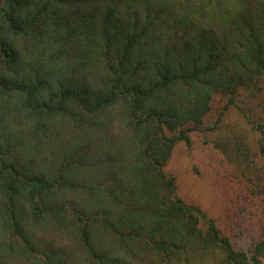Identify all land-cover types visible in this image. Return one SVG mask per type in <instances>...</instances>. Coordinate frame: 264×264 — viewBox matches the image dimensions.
Instances as JSON below:
<instances>
[{
    "label": "trees",
    "instance_id": "1",
    "mask_svg": "<svg viewBox=\"0 0 264 264\" xmlns=\"http://www.w3.org/2000/svg\"><path fill=\"white\" fill-rule=\"evenodd\" d=\"M262 78L264 0H0V264H262L165 169ZM213 142L264 188L247 136Z\"/></svg>",
    "mask_w": 264,
    "mask_h": 264
},
{
    "label": "rangeland",
    "instance_id": "2",
    "mask_svg": "<svg viewBox=\"0 0 264 264\" xmlns=\"http://www.w3.org/2000/svg\"><path fill=\"white\" fill-rule=\"evenodd\" d=\"M226 100L221 94L213 96L206 123L217 119ZM234 100L217 131L191 132L190 145L178 142L165 169L174 176L177 191L185 202L198 205L213 218L236 248L248 250L252 241L264 237V188L256 177L251 182L243 176L235 162L220 152L213 141L227 133L243 134L251 152L264 163L262 156L257 155L258 134L253 128L254 121L264 122V78L253 89H239ZM255 182L259 190L253 185Z\"/></svg>",
    "mask_w": 264,
    "mask_h": 264
}]
</instances>
